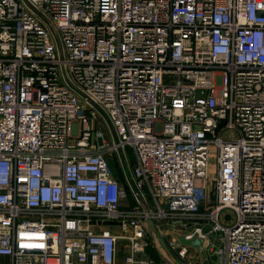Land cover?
I'll use <instances>...</instances> for the list:
<instances>
[{
	"label": "built area",
	"instance_id": "1",
	"mask_svg": "<svg viewBox=\"0 0 264 264\" xmlns=\"http://www.w3.org/2000/svg\"><path fill=\"white\" fill-rule=\"evenodd\" d=\"M28 1L0 0V257L115 264L127 242L126 264H264V0Z\"/></svg>",
	"mask_w": 264,
	"mask_h": 264
},
{
	"label": "water",
	"instance_id": "2",
	"mask_svg": "<svg viewBox=\"0 0 264 264\" xmlns=\"http://www.w3.org/2000/svg\"><path fill=\"white\" fill-rule=\"evenodd\" d=\"M30 8H33L32 5L29 3L28 0H23ZM41 16V15H40ZM42 18H44L43 16H41ZM44 21L47 23V25L49 26V28L51 29V31L54 34L55 40L57 42V46H58V50H59V55H60V59L61 61L65 60V56H64V51H63V47L61 44V41L59 39V36L54 28V26L52 25L51 22H49L48 20L44 19ZM62 70H63V75L65 78L66 83L68 84V86L75 91L83 100H85L87 103L90 104V106L95 109L99 115L102 117V119L104 120V122L107 124L110 133L112 135L113 141L116 145L119 144V138L117 136L116 130L111 122V120L109 119V117L105 114V112L103 110H101L100 107H98L96 104H94L90 98L82 91L80 90L70 79L66 66L63 64L62 65ZM118 152V157L125 175V179H126V183L129 185L130 189L132 190V192L135 194V196L137 198H141V192L138 189L136 182L133 178L132 175V171L131 168L129 166V163L127 161L126 155L124 150L119 147L117 149ZM180 243L186 247H190V248H194L196 249L199 253H202L203 251V247H204V240L200 239L198 236H195L192 240H188L185 236H177Z\"/></svg>",
	"mask_w": 264,
	"mask_h": 264
},
{
	"label": "rangeland",
	"instance_id": "3",
	"mask_svg": "<svg viewBox=\"0 0 264 264\" xmlns=\"http://www.w3.org/2000/svg\"><path fill=\"white\" fill-rule=\"evenodd\" d=\"M17 1L19 3H21V4H25L23 0H17ZM89 125L94 126V128L97 127V126L94 125L93 121H91ZM100 128H101V132H103L102 136L107 139L108 136L110 135V130H109L107 124L105 123ZM224 137L225 138H237V134L235 132H229V133H226L224 135ZM126 154H127V156L129 157V159L132 162V169H134L135 164H134V154H133L132 149L131 148H127L126 149ZM107 158L109 160V164H110L111 170H112L113 175L115 176V178H117L118 180H120L122 182H126L125 175H124L121 163L119 161L118 155L116 153H114V154H111V155H107ZM212 164H214V163H212ZM124 204L125 205H132L133 204V200L130 199L129 201H125ZM223 218L227 222H230V221L232 222L235 219V214H234V212H232L230 210H226L223 213ZM156 238L160 239L159 237H156ZM120 244L125 245L124 242H121ZM124 247L120 248L121 249V251H120V258L121 259L124 257V255H123L124 254V252H123L124 249L126 250V248H124ZM5 264H7V263H5Z\"/></svg>",
	"mask_w": 264,
	"mask_h": 264
},
{
	"label": "crops",
	"instance_id": "4",
	"mask_svg": "<svg viewBox=\"0 0 264 264\" xmlns=\"http://www.w3.org/2000/svg\"><path fill=\"white\" fill-rule=\"evenodd\" d=\"M155 233H151V246L147 249L146 251V257L153 260V261H156V262H160L162 260H164V258L166 257L167 255V252H166V248H165V245H164V242L163 241H160V239H157ZM125 245H122V244H119L118 245V251H117V258H116V263L115 264H126L125 263V255L127 254V248H128V244L127 242H124ZM126 248V250L124 249V257L121 259L120 258V251L121 249L120 248ZM11 264V260L10 258L8 257H0V264Z\"/></svg>",
	"mask_w": 264,
	"mask_h": 264
}]
</instances>
